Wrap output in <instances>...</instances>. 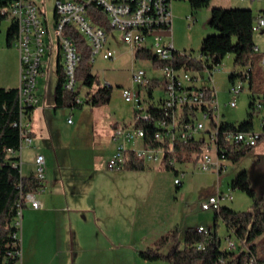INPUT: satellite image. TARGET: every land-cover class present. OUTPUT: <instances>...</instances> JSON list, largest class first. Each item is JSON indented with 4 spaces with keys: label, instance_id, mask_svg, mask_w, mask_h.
<instances>
[{
    "label": "rangeland",
    "instance_id": "1",
    "mask_svg": "<svg viewBox=\"0 0 264 264\" xmlns=\"http://www.w3.org/2000/svg\"><path fill=\"white\" fill-rule=\"evenodd\" d=\"M36 1L42 5L43 12L53 27L56 0ZM173 3L176 18L169 40L173 41L178 50L193 53L201 50L206 35L216 33L209 25L213 7L251 6L255 19L259 13H264V0H211L209 6L199 9H194L188 0H174ZM193 17L196 20H192ZM10 23L8 19L0 23V85L6 80L11 84L9 79L12 77L15 80L12 62L16 51L7 45L6 40ZM106 30L107 46L114 50V57L107 59L98 55L92 61L91 72L98 76L101 83L110 82L113 86L112 97L107 106L94 108L93 111V105L85 102L81 106L53 108L48 114L56 140L62 139V142H66L70 149L73 148L75 155L79 152L84 155L74 159V168L70 170V174L87 178V207H96L92 213H87V251L82 257L87 260V264H172L166 258L148 259L142 253L150 247L156 248V242L168 231L179 229L183 235L188 227H196L200 223L213 225L215 210L202 208V202L209 196L217 194L219 190L231 192L233 199L224 200L223 205L237 211H247L254 207L253 198L242 189H233L231 182L239 173L247 170L258 196L264 191V137L238 161L228 160V168L219 178L215 172L195 169L186 175L184 185L178 189L174 184V171L161 168L160 165L158 167L155 163H146L144 169H109L111 152H108L105 142L94 143L93 129L102 130L100 125H104L106 116H110L111 121L130 125L134 119L133 105L124 100L121 87L134 85V69L143 68L150 75L155 74L156 69L152 59L136 56L130 45L124 42L121 31ZM50 36L53 40L52 32ZM254 37L259 47L258 52L264 53V31H255ZM52 45L56 59L57 48L55 49L54 41ZM242 68L244 67L235 66L234 55L228 54L222 61L221 70L214 76V84L204 81V84H211L217 91L220 119L235 125L246 120L248 113L252 112L249 106L252 92L249 82H245V87L240 93L233 94L229 91L232 86L231 73ZM38 79V86L42 90L38 92V95H42L41 101L45 98H48V101L53 99L58 81L55 65H48L45 75H40ZM79 85V94L86 101V95L91 88L85 85L83 80H79ZM92 90H95V86ZM162 95L164 91L156 88V98ZM233 98L237 100L236 106L229 104ZM69 119L73 121L69 122ZM253 121L256 129H262V117L256 114ZM29 151L30 147L24 149L25 157L31 154ZM91 151L95 154L93 158ZM68 161L71 162L70 157ZM24 169L26 174L31 172L29 162ZM89 187L91 190H88ZM108 192H111L109 196ZM261 207L264 209L263 203ZM218 231L222 248H226L227 229L221 220ZM45 240L44 246L50 249V257H56V263L66 262L77 256L73 251H68L71 248V238L67 239L68 243L65 241L61 245L56 243L55 239L53 241L50 235H45ZM256 245L258 256L264 258V234L256 239ZM168 251V247L160 249L163 254ZM37 257L34 258L36 264H44L50 259L41 255Z\"/></svg>",
    "mask_w": 264,
    "mask_h": 264
},
{
    "label": "built area",
    "instance_id": "2",
    "mask_svg": "<svg viewBox=\"0 0 264 264\" xmlns=\"http://www.w3.org/2000/svg\"><path fill=\"white\" fill-rule=\"evenodd\" d=\"M173 2L174 0H56L55 22L53 27L47 20L42 5L36 0H10L0 5V16L15 22L17 34L14 45L19 51V97L20 118L12 123L20 130V145L8 148V158L14 167L20 168L22 173V151L33 144V134L27 114V108L37 106L38 77L43 75L48 63L47 52L54 41L62 59L66 81L64 88L71 91H81L79 80L76 77V68L81 59L77 45L72 37L64 33L66 26H72L86 40L91 48L92 61L98 55L104 58H113L114 50L107 46V30L94 21L86 7L95 4L102 9L112 29L121 31L123 40L133 50H150L161 66H153L155 74L150 75L145 69L139 68L132 71L134 85L122 86V97L132 103L134 119L130 125L115 127L112 139L116 147L108 160V168L112 170L124 169L129 161V154L134 152L145 162L161 164L166 153H172L178 142L189 140H203L202 154H196L190 160H179L168 157L166 162L172 167L177 186L183 184V179L191 171L200 169L215 172L218 177L227 169L228 156L224 144H231L237 149L255 146L264 135V116L262 117V130H241L232 128L220 131L219 103L216 96L209 101L207 90L214 84L216 72L222 68V63L215 62L214 56L187 50H178L169 37L173 34ZM192 20H196L194 17ZM254 31H264V13H259L253 24ZM52 32V37L50 36ZM259 48L256 47V50ZM179 53L203 66L201 70L178 67L175 64V54ZM153 61V60H152ZM264 63V59H263ZM156 72H158L156 74ZM234 80L229 91L233 94L240 93L245 82H249L250 72L248 67L235 71ZM206 73L208 75H206ZM202 74V75H201ZM211 84H204V81ZM106 86L112 87L110 82ZM156 88L164 91L163 97L157 103L155 96L150 97L149 90L155 92ZM213 88V87H212ZM215 89V88H214ZM216 94V92H215ZM252 109L256 114L264 110V93L253 96ZM75 103L84 104V98L79 94ZM229 104L237 105L233 98ZM214 111L217 126H211V106ZM157 127L149 133L146 125ZM221 135H223L221 137ZM223 141V142H221ZM34 176L39 180L37 189L21 188L17 202V214L13 224L18 228L13 233L15 238L12 246L7 251L9 257H16L22 263L21 238L19 227L23 216V209L27 205L40 208L42 202L37 197L46 183V158L42 153L35 157ZM233 198L231 192L218 191L202 202V208L218 210L224 200ZM199 232L211 235V227L200 224ZM226 249L229 251L243 250L252 252L249 245H244L242 240L232 229L225 237ZM20 245V246H19ZM199 249H204L206 243H198ZM222 261L227 259L222 258ZM245 264H258L254 253Z\"/></svg>",
    "mask_w": 264,
    "mask_h": 264
},
{
    "label": "trees",
    "instance_id": "3",
    "mask_svg": "<svg viewBox=\"0 0 264 264\" xmlns=\"http://www.w3.org/2000/svg\"><path fill=\"white\" fill-rule=\"evenodd\" d=\"M9 1L10 0H0V5ZM188 1L194 9L209 6L211 2V0ZM86 9L94 21L105 29H112L102 9L95 4H89ZM4 19L6 18L0 16V23ZM254 21L255 15L251 8L213 7L209 25L216 30V33L206 35L202 41L201 47V52L214 56L215 62L222 63L226 55L234 54L235 66L249 68V83L253 91L250 95L251 101L249 102L251 109L254 94L264 93V65L262 64L264 53H259L258 50H256L257 44L254 37L255 31L253 29ZM64 33L73 38L81 55V59L76 68V77L78 80H83V83L91 88L86 95V101L94 106L108 103L112 96V87H108L101 83L98 76L92 74L91 48L85 38L72 26H66ZM16 34L17 25L15 22H11L7 32L8 46L11 47L14 44ZM135 54L137 57L146 56L153 60L155 66H161L150 50L137 49ZM174 61L178 67L184 66L187 69L194 70H201L203 68V66H200L198 63L179 53L175 54ZM57 73L56 107L83 105H77L75 103L76 97L80 93L79 90L71 91L64 88L66 74L64 73L62 63L58 64ZM235 74L236 72L231 73V80H234ZM94 86L95 90H92ZM215 92V89L212 87L207 90V98L209 101L215 97ZM149 94L150 97L155 96V92L151 89L149 90ZM162 97L163 95L156 98L157 103H159ZM35 107L36 106H31L27 108L29 117ZM20 108L18 87L7 88L0 86V264H19L16 257H9L7 255V251L13 248L12 243L15 239L13 233L18 230L13 224L17 214V202L19 200L21 188L34 190L40 186L39 180L34 175L26 177L21 173L20 168L14 167L11 164V160L16 159L15 157H7L9 147L17 148L20 145V130L18 127L12 125L13 122L18 121L20 118ZM210 108L211 112H213L211 114V126L216 127L217 123L214 118V111L212 106ZM254 115L255 113L252 109V112L248 113V118L239 125L222 120L220 123L221 134H223L222 132L224 130L232 128L241 130L253 129ZM146 128L149 129V133H153L157 129V127L152 124L146 125ZM222 136L223 135H221V137ZM262 139L263 136L259 142ZM258 143L256 145H258ZM255 146L237 149L231 144H224L227 150L226 155L228 159L232 161H238ZM203 149L204 141L202 139L199 141L189 140L186 142H178L172 153H166L165 160L160 164V167L173 170L166 162L168 157H176L182 161L190 160L194 154L199 157ZM146 163L149 162H145L132 152L129 154V161L125 168L144 169L146 168ZM231 187L233 189H242L251 196L254 200V207L247 211H237L229 206L223 205L222 202L221 207L215 210L214 224L208 225L211 227V235L199 232L195 227H188L183 235H181L179 229H174L166 232L161 239L156 242V248L150 247L148 251L143 252V256L148 259L166 258L171 261L172 264H245L250 257V253H254L258 258V264H263L264 258L258 256L257 253L256 239L264 234V209L261 207V203L264 204V191L258 196L253 186L251 175L247 170L242 171L232 180ZM220 219L227 227V234L230 229L234 230L237 236L242 240V243L250 246L252 252L243 250L242 248L238 251H229L226 248H222V239L218 231ZM172 242L173 244L171 245ZM201 242L206 243L204 249H199L197 246V244ZM162 247H168L169 251L167 254L160 252ZM222 258L227 260L222 261Z\"/></svg>",
    "mask_w": 264,
    "mask_h": 264
},
{
    "label": "crops",
    "instance_id": "4",
    "mask_svg": "<svg viewBox=\"0 0 264 264\" xmlns=\"http://www.w3.org/2000/svg\"><path fill=\"white\" fill-rule=\"evenodd\" d=\"M247 8H251V6H247ZM173 14L175 19L176 10H174V5ZM54 46L55 49L57 48V54L55 57L56 59H54L53 45H51L46 56L48 60L46 69L48 65L54 64L55 71L57 73L58 64L62 63V59L59 55L57 45ZM11 49H15L16 51L14 60L12 62V70L13 75H15V80L12 77L9 79V81L12 82L11 84H8V81L6 80L5 83L0 85L7 88L18 87L19 85V51L14 44L11 46ZM133 51L135 52V50ZM43 75H45V72ZM14 81L16 82L14 83ZM39 91L42 92L40 87L38 88V92ZM251 93H253V91ZM53 95V99L51 98V100L48 101V98H45V100L42 102V95L39 94L40 101L38 105L32 110L29 117V122L33 133V144L28 146V148L30 147L29 153L31 152V154L28 157H25L24 149L26 147L22 151V174L26 177L32 176L34 174V161L36 155L38 153L45 155L46 183L41 189V193L38 191L37 194V197L42 202V206L40 208H34L30 205H27L23 209L21 226L19 227V236L21 238L22 249L21 264H36V260L34 261V258H38V255H41L45 258L50 257V249L44 246L46 242L45 235L52 236L53 241L55 239L56 243H60V245L67 241L68 238H71V248L68 249V251H73V253H75L77 256L72 260L68 259L66 262L61 261L60 263H56V257L52 256L46 263L44 262V264H87V260L82 257L84 252L87 251V213H92V210L96 207H87V178L84 177L83 179L78 176V174H70V170L74 168V159L84 157V155L80 152L75 155L73 153V148L70 149L66 142H62V139L57 141L54 136L53 129L50 125L51 120L48 118V114L50 110L57 108L55 104L56 88ZM215 96L216 99H218L217 91ZM104 105L107 106V103ZM104 105H93L92 110L94 111V108H99ZM263 111L264 110L257 114V116H264ZM71 121L73 120L69 119V122ZM119 125L123 124L117 121H111L110 116H106L104 125H100L102 126V130L101 128L99 131H97V128L93 129L92 137L94 143H98L99 141L105 142L108 152H111V155L116 147V143L112 139L113 130ZM262 129L260 128L258 130ZM82 137H84V135H82ZM90 155H88V157H90ZM94 155L95 154L92 152L91 157L93 158ZM69 157L71 162L68 161ZM28 162L32 167V170L30 173L26 174L24 173V168ZM155 164H157L158 167L160 165L158 163ZM67 171H69V173H66ZM183 185L184 182L182 186ZM176 188L178 189L180 187L176 185ZM109 189L111 188L109 187ZM88 190H91V187H89ZM110 193L111 192H108V196ZM67 232L68 234H66ZM66 236H68V238H66Z\"/></svg>",
    "mask_w": 264,
    "mask_h": 264
}]
</instances>
